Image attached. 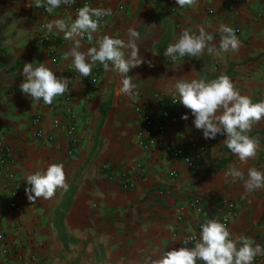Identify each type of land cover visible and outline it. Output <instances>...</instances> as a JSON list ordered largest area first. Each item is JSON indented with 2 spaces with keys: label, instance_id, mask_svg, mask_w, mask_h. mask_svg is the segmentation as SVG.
Segmentation results:
<instances>
[{
  "label": "crops",
  "instance_id": "crops-1",
  "mask_svg": "<svg viewBox=\"0 0 264 264\" xmlns=\"http://www.w3.org/2000/svg\"><path fill=\"white\" fill-rule=\"evenodd\" d=\"M92 3L110 8L112 15L93 40L81 39V51L96 46V38L103 35L127 42L128 28L135 27L140 56L155 65L130 70L136 85L131 97L119 93L118 72L104 70L96 88L87 77L73 78L71 58L55 63L50 50L39 43L44 25L57 18L70 23L75 14H44L35 0H0V138L10 149L15 173L14 179L0 177V264H145L162 250L187 246L183 240L194 234L197 222L220 216L230 200L238 204V215L227 225L230 238L245 236L264 247V187L253 192L243 187L249 168L264 173V119L247 133L258 148L246 162L226 147L225 135L204 139L182 104L172 108L178 123L154 152L136 143L144 124L138 105L154 95L158 116L167 106L163 96H178L174 85L179 79L207 82L225 74L241 95L253 103L264 101V0H197L184 8L176 0ZM120 3L125 4L121 11ZM221 24L238 28L237 52L209 55L205 49L198 59L185 56L175 62L163 56L183 30L198 34L199 26L213 36L209 46L218 49ZM51 33L58 37L56 51L64 56L71 42L62 33ZM25 63L44 64L58 78H67L70 92L54 98L51 105L33 101L19 87ZM70 109L78 115L75 145L65 126L55 130L53 143L36 139L37 114L50 130L52 121L66 118ZM184 114L187 120L181 119ZM192 141L207 147L195 168L171 159L163 148ZM53 163L63 165L67 191L57 189L52 199L37 198L32 204L25 194V177ZM232 167L244 179H234L229 174ZM172 168L178 170L176 176L169 174ZM125 176L135 182L133 188L122 186ZM5 248L8 253H3ZM253 264H264V256H256Z\"/></svg>",
  "mask_w": 264,
  "mask_h": 264
},
{
  "label": "clouds",
  "instance_id": "clouds-1",
  "mask_svg": "<svg viewBox=\"0 0 264 264\" xmlns=\"http://www.w3.org/2000/svg\"><path fill=\"white\" fill-rule=\"evenodd\" d=\"M75 0H35L37 8L44 7L48 13L63 5H71ZM197 0H176V4L184 8L193 6ZM112 15L110 8H96L85 4L77 9L76 18L72 22L64 19H54L44 25L48 32L56 31L63 34L65 41L71 42L70 50L64 53L63 59L71 58L74 69L81 77H90L93 66L99 62L105 71L118 72L121 79L120 94L133 96L136 87L132 82L130 70L147 63L154 67L151 60L140 56V49L136 43L140 33L135 27L128 28L129 39L112 38L109 35L97 37L95 45L81 51V39L87 34L88 40H93V34L100 27V20L104 16ZM221 33L219 48L209 46L213 36L204 26L198 27V34L183 30L179 38L170 43L163 53L164 57L175 62L178 57L199 58L207 49L209 55H220L224 52H237L241 42L235 30L221 24L218 28ZM111 66V67H110ZM24 76L20 90L33 101L43 100L44 104L51 105L54 98L65 96L70 92L67 78H58L55 73L44 64L34 66L25 63L22 69ZM175 92L178 100L194 116L193 124L197 130H202L203 138L215 139L218 134L225 135L223 143L242 162L256 156L258 142L250 137L249 133L254 123L264 119V101L253 103L246 95L237 91L230 78L221 74L216 79H179L176 81ZM181 119L187 120V114ZM234 179L243 178V174L235 167L229 173ZM28 187H25L27 199L34 204L37 198L50 200L56 195L57 189L67 191L65 172L62 164H50L46 170L28 174L25 177ZM243 187L246 192H253L264 187V173L249 168L247 179ZM230 232L225 223L216 219H205L201 225L199 240L194 247L182 246L178 250H162L155 258L145 261V264H253L256 256H264V247L254 244V241L245 236L230 238ZM195 236L183 240L187 245Z\"/></svg>",
  "mask_w": 264,
  "mask_h": 264
},
{
  "label": "built area",
  "instance_id": "built-area-1",
  "mask_svg": "<svg viewBox=\"0 0 264 264\" xmlns=\"http://www.w3.org/2000/svg\"><path fill=\"white\" fill-rule=\"evenodd\" d=\"M241 0H232L233 3L240 2ZM87 4L90 7L93 6L92 0H75V3L71 5H61L55 10H60L63 12H69L76 15L77 9L83 7ZM97 8V7H96ZM125 8L124 3H120L117 7L118 10H123ZM43 13L49 14L45 8L43 7ZM108 16H104L100 20V25H103L107 22ZM238 34L239 30L237 27L233 28ZM84 38H87V34H85ZM58 41V37L48 32L46 29H43L39 38V43L50 50L52 60L55 63H58L63 55L56 51L55 43ZM69 70L72 73L73 78H77L80 74L74 69L73 65L69 66ZM104 71L103 65L99 62L95 66H93L92 74L88 78V81L98 88L102 82V73ZM154 96V95H153ZM153 96L144 98L141 103L136 108L137 114L141 117L143 121V127L140 128L137 132V146L146 152H154L159 146L162 138L166 136L170 129L175 127L178 123L177 116L172 112V108L176 107L179 102L178 96H163V100L167 102V106L164 107L160 114L157 116L155 114L153 108ZM156 97L157 94H156ZM77 121L78 115L73 110H68L66 118H55L52 121L51 129L47 130L43 126V117L41 114H37L33 118V126H34V135L36 139L45 143H53L55 140V130L65 126L67 129V133L70 136L71 144L75 145L77 143L76 131H77ZM165 152L170 156L171 159L182 161L184 164L195 168L198 163L201 161V158L204 156L207 151V147L205 144L192 141L183 144H165L163 145ZM69 154L73 153V148L68 151ZM14 160L10 155V149L4 145L3 139L0 138V177H7L9 179L15 178V173L12 170ZM109 168L108 166H106ZM169 174L171 176H176L178 174V170L176 168L169 169ZM121 184L124 188L129 189L135 186V182L125 178L121 180ZM17 206L16 202L11 203V207L15 208ZM238 215V204L234 200L227 201L225 211L220 215L216 216L212 219H216L222 223L228 225L230 221ZM181 215H179V219H181ZM204 223V220H200L197 222L196 230L193 235L196 240H191L187 246H193L199 240L201 225ZM3 253H8V249H4ZM197 264H204L201 261H197Z\"/></svg>",
  "mask_w": 264,
  "mask_h": 264
}]
</instances>
